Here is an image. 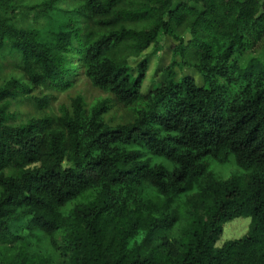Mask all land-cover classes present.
I'll use <instances>...</instances> for the list:
<instances>
[{
    "label": "trees",
    "instance_id": "16d2710c",
    "mask_svg": "<svg viewBox=\"0 0 264 264\" xmlns=\"http://www.w3.org/2000/svg\"><path fill=\"white\" fill-rule=\"evenodd\" d=\"M262 43L264 0H0V264H264ZM79 76L107 97L45 114Z\"/></svg>",
    "mask_w": 264,
    "mask_h": 264
},
{
    "label": "rangeland",
    "instance_id": "374dc122",
    "mask_svg": "<svg viewBox=\"0 0 264 264\" xmlns=\"http://www.w3.org/2000/svg\"><path fill=\"white\" fill-rule=\"evenodd\" d=\"M22 4H34L42 2L43 0H18ZM29 15V14H28ZM21 15L17 16V19H20ZM26 22L29 24L31 20H29V17L27 16ZM39 26H44L45 29H47V26H50L48 20H40L38 23H36ZM171 40L165 38L162 41V44L164 46V52L160 53L162 57L164 58L159 65L162 67L161 69L165 68L169 63V57L170 54L168 53V49L171 47ZM264 44H260V46L257 47L256 50L253 52H250L248 55L245 56L243 63H246L249 59L254 58L261 62H264ZM159 55V54H158ZM157 65V58H155L151 62V67L147 76V79L144 83V91L147 90L149 87L152 86L154 83L159 82V74H154V69ZM7 72L3 74V76H6ZM154 75V77H153ZM197 78V77H196ZM199 81V78H197ZM37 93V92H36ZM47 94L49 97L52 98V101L50 103L49 108L45 111V114L49 115H57L59 113V110L61 107L67 108L70 105V102L72 99H74L76 96L82 97L85 105L87 107H91L96 102H98L101 99H104L107 97L106 94L101 93L100 91L93 88V86L89 83V81L83 77L79 76V78L75 81L74 86L61 93L49 91V90H41L40 95ZM12 111H16L17 116L16 120L17 122H24L29 115H31V109L26 105H20L19 108H12ZM126 116V113L122 110H119L118 108H113L110 110L108 114H106L105 120H112L117 121L120 118H124ZM127 119V118H126ZM208 163V169L210 172H212L218 179H228L231 176H238L241 177L245 172L244 170L237 167L234 163L233 157H229V161L225 164H219L218 162L207 159L206 161ZM247 173V172H246ZM184 197H181L177 203L178 205V215H179V221L175 224V226L165 232V236L169 239L173 238H180L182 236V232L186 227V218L184 215V206H183ZM250 225V218H237L230 222H227L223 226V232L220 236L219 240L216 242V247H221L225 242L230 240H237L245 236L249 230ZM139 236L137 240H140Z\"/></svg>",
    "mask_w": 264,
    "mask_h": 264
}]
</instances>
